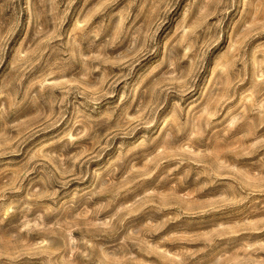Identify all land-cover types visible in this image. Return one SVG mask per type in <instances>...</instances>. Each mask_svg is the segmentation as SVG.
Wrapping results in <instances>:
<instances>
[{
  "label": "rangeland",
  "instance_id": "1",
  "mask_svg": "<svg viewBox=\"0 0 264 264\" xmlns=\"http://www.w3.org/2000/svg\"><path fill=\"white\" fill-rule=\"evenodd\" d=\"M0 264H264V0H0Z\"/></svg>",
  "mask_w": 264,
  "mask_h": 264
}]
</instances>
